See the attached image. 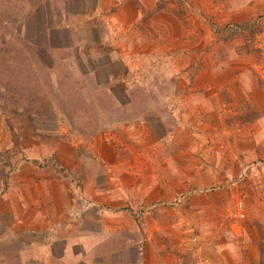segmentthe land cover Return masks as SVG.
Here are the masks:
<instances>
[{
    "label": "rangeland",
    "instance_id": "obj_1",
    "mask_svg": "<svg viewBox=\"0 0 264 264\" xmlns=\"http://www.w3.org/2000/svg\"><path fill=\"white\" fill-rule=\"evenodd\" d=\"M263 247L264 0H0V264Z\"/></svg>",
    "mask_w": 264,
    "mask_h": 264
},
{
    "label": "trees",
    "instance_id": "obj_2",
    "mask_svg": "<svg viewBox=\"0 0 264 264\" xmlns=\"http://www.w3.org/2000/svg\"><path fill=\"white\" fill-rule=\"evenodd\" d=\"M231 33H235V31L233 32V31H231ZM232 35H234V34H232ZM264 248V247H263ZM262 254L260 255V258H259V262H258V264H264V251H263V249H262V252H261Z\"/></svg>",
    "mask_w": 264,
    "mask_h": 264
},
{
    "label": "crops",
    "instance_id": "obj_3",
    "mask_svg": "<svg viewBox=\"0 0 264 264\" xmlns=\"http://www.w3.org/2000/svg\"><path fill=\"white\" fill-rule=\"evenodd\" d=\"M58 218H60V216H58Z\"/></svg>",
    "mask_w": 264,
    "mask_h": 264
}]
</instances>
